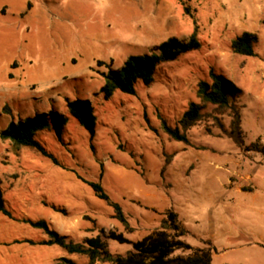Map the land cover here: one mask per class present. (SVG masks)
<instances>
[{"label": "rangeland", "instance_id": "rangeland-1", "mask_svg": "<svg viewBox=\"0 0 264 264\" xmlns=\"http://www.w3.org/2000/svg\"><path fill=\"white\" fill-rule=\"evenodd\" d=\"M193 31L199 49L160 63L149 85L136 82L135 94L116 90L104 98L100 87L109 68ZM243 31L257 35L255 56L231 47ZM211 67L242 90L236 103L245 144H264V0H0V133L37 113L68 116L63 142L51 129L36 134L63 166L0 136L6 203L77 240L100 228L137 240L172 208L189 230L186 241L211 240L212 264H264V157L237 147L216 126L208 130V120L187 131L189 145L161 128L159 114L173 125L190 101L198 102L197 84L209 81ZM76 99L93 107L91 138L69 111L68 101ZM77 174L100 181L129 213L132 232ZM44 197L64 211L43 206ZM41 236L0 213V264H42L53 253L65 255L57 245L14 241ZM109 247L124 252L131 246L109 241Z\"/></svg>", "mask_w": 264, "mask_h": 264}, {"label": "trees", "instance_id": "trees-1", "mask_svg": "<svg viewBox=\"0 0 264 264\" xmlns=\"http://www.w3.org/2000/svg\"><path fill=\"white\" fill-rule=\"evenodd\" d=\"M255 42H257L256 34L243 31L232 39L231 47L235 53L255 56ZM200 47L201 41L193 31L183 40L174 37L167 39L157 46L156 52L151 54L130 55L120 67L109 68L104 73V83L100 87V91L105 99L110 98L116 90L135 94L136 82L141 81L143 84L149 85L154 80V74L160 63L173 61L179 55ZM208 77L209 81L200 80L197 84L198 102L190 101L175 124H170L164 116L159 114L162 130L170 139L189 145L187 131L199 122L208 120L210 121V125L207 126L208 130L211 126H216L237 147L246 152L260 153L264 157V144L258 140L245 144L241 109L236 103V99L242 91L240 87L213 67L209 68ZM207 105H211L213 108L210 111H205ZM68 108L71 115L89 133L90 138L93 137L96 128V115L90 102L79 99L69 100ZM226 117L228 118L227 124L224 122ZM67 123V115L56 110H49L28 116L17 123H11L1 131L0 136L3 139H10L17 146L33 148L43 156L50 158L54 164L63 166L54 154L49 152L36 138V134L38 131L51 129L56 139L63 142ZM167 163H169V159H166L162 171ZM77 177L91 188L98 199L112 208L114 219L119 221L128 232L133 231L129 213L119 202L111 199L100 181L87 180L78 174ZM6 202L0 187V213L28 223L43 233L42 238L28 239L27 242L47 246L57 245L63 249L65 255L57 257L53 264H212V254L217 252L210 239L201 240L202 245L199 246L186 241L185 237L189 230L172 208H167L163 212L157 227L137 240L129 239L121 231L113 229L106 231L104 228H100L96 235L85 236L77 240L68 234L59 233L45 219L34 220L16 216L14 210ZM56 210L64 211L59 208ZM109 241L130 244L131 247L124 252L112 251ZM71 256L85 260L77 262Z\"/></svg>", "mask_w": 264, "mask_h": 264}, {"label": "crops", "instance_id": "crops-1", "mask_svg": "<svg viewBox=\"0 0 264 264\" xmlns=\"http://www.w3.org/2000/svg\"><path fill=\"white\" fill-rule=\"evenodd\" d=\"M3 196H4V194H3ZM46 197V196H45ZM45 197H44V199H43V206H46V207H49L50 209H52L53 211H55V212H59V211H57L56 210V208H59V203H57V202H55V201H50V200H45ZM47 198V197H46ZM14 214L16 215V216H18V217H28V218H31V219H34V220H36L35 218H32V217H30V216H20V215H17L15 212H14ZM4 215V214H3ZM58 214H56V216H57ZM6 216V215H5ZM7 218H9L8 216H6ZM51 217H53L52 215H51ZM58 217V216H57ZM57 217H55V218H57ZM50 218V217H49ZM54 218V217H53ZM9 219H12V218H9ZM38 219H43V218H38ZM12 220H16V219H12ZM16 221H21V220H16ZM21 222H23V221H21ZM23 223H25V222H23ZM28 224V223H27ZM57 231V230H56ZM69 235V234H68ZM43 236H41L40 238H42ZM39 238V239H40ZM28 239H31V238H27V237H25V238H20V239H15L14 241L15 242H19V243H23V244H25V245H32V246H35V245H40V244H31V243H29V242H27L26 240H28ZM33 240H35V239H33ZM36 240H38V239H36ZM40 246H47V245H40ZM51 246H53V245H51ZM27 251V250H26ZM42 251V250H41ZM58 257V255H54V253L50 256V260H48V261H43L42 259H40V262L42 263V264H53V262H54V260L56 259ZM28 263V262H27Z\"/></svg>", "mask_w": 264, "mask_h": 264}]
</instances>
